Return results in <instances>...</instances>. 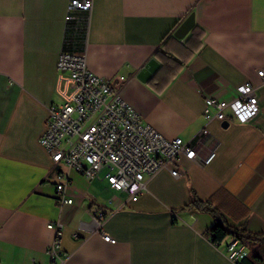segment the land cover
I'll list each match as a JSON object with an SVG mask.
<instances>
[{"label": "crops", "instance_id": "obj_1", "mask_svg": "<svg viewBox=\"0 0 264 264\" xmlns=\"http://www.w3.org/2000/svg\"><path fill=\"white\" fill-rule=\"evenodd\" d=\"M70 2L0 0V264H51L49 222L62 226L63 258L53 264H233L225 254L233 236L214 243V215L187 205L210 202L232 228L264 233V0H94L75 12L86 21L88 68L145 123L198 150L180 158L181 176L163 169L135 199L103 172L90 179L54 163L40 143L49 106L72 95L69 72L57 68ZM192 12L193 28L176 37ZM152 58L156 70L139 77ZM248 81L257 86L252 118L228 109L226 119L206 120V97L231 101ZM60 181L70 204L59 202Z\"/></svg>", "mask_w": 264, "mask_h": 264}, {"label": "built area", "instance_id": "obj_2", "mask_svg": "<svg viewBox=\"0 0 264 264\" xmlns=\"http://www.w3.org/2000/svg\"><path fill=\"white\" fill-rule=\"evenodd\" d=\"M93 1L71 0L67 20L75 19L77 10L89 12ZM57 68L69 72L72 95L63 104L49 106L46 128L40 137L41 145L54 163L63 162L90 179L103 172L112 189L125 191L135 199L144 192L147 178L163 169L181 176L180 158L194 160L198 156L196 145L181 137L168 139L145 123L142 115L124 100L120 90L88 68L84 51L63 48ZM257 73L264 83V68ZM256 90L257 86L248 81L237 87L238 95L231 101L206 97V120L226 119L228 109L233 119L249 120L258 111ZM203 133L208 134V129L204 128ZM66 187V181L57 183L61 204L73 202V198L66 196ZM95 216L100 223L107 217L103 211ZM48 227L55 230L49 251L53 264L63 258L62 226L60 222H49ZM103 238L117 242L106 232ZM225 254L233 264H240L248 255V246L233 236L226 243Z\"/></svg>", "mask_w": 264, "mask_h": 264}, {"label": "trees", "instance_id": "obj_3", "mask_svg": "<svg viewBox=\"0 0 264 264\" xmlns=\"http://www.w3.org/2000/svg\"><path fill=\"white\" fill-rule=\"evenodd\" d=\"M85 20L70 21L67 28L64 48L81 52L85 48ZM84 23V24H83ZM187 207H195L199 210L211 212L216 218L213 227L207 232V235L216 244L222 243L231 236L239 237L248 247L252 249L241 262L242 264H264V233L253 234L248 232L245 228L235 229L229 226L219 212V210L210 202L192 198ZM256 248V249H255Z\"/></svg>", "mask_w": 264, "mask_h": 264}, {"label": "water", "instance_id": "obj_4", "mask_svg": "<svg viewBox=\"0 0 264 264\" xmlns=\"http://www.w3.org/2000/svg\"><path fill=\"white\" fill-rule=\"evenodd\" d=\"M195 24V13H190L185 20L179 25V27L175 31V36L178 38H184L186 34L193 28ZM158 66V61L155 58L150 59L144 68L139 72L138 76L144 78L149 75L151 72H154ZM229 124L228 121L224 122V125L227 126Z\"/></svg>", "mask_w": 264, "mask_h": 264}]
</instances>
